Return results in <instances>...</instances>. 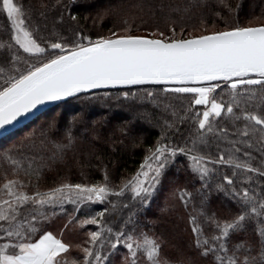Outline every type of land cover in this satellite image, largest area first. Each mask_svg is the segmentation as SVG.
<instances>
[{
    "label": "snow or ice",
    "instance_id": "6c2138e0",
    "mask_svg": "<svg viewBox=\"0 0 264 264\" xmlns=\"http://www.w3.org/2000/svg\"><path fill=\"white\" fill-rule=\"evenodd\" d=\"M0 13L6 14L10 22V42L0 41V48L15 46L28 57L22 59L14 54L9 70L0 67V128L13 124L46 101H59L101 88L166 85L170 87H165V92L190 94L191 106H204L202 113L195 112L191 116L195 134L190 146L188 142L184 146L166 142V133L162 131L139 170L124 180L119 190L110 186L105 172L104 182L100 184L61 183L46 192L36 190L29 194L26 191L28 185L19 179L18 173L38 174V170L33 169L31 162L24 169L22 162L10 154L11 149L0 153V159L13 166L12 177L5 174L0 183V264H104L108 259L107 255H102L105 240L113 250L121 244L127 249L126 264H138L141 256L146 259V264H170L160 258L161 244L155 238L146 233L135 235V229L128 232L121 228L113 232L111 227L103 225L104 211L82 220L70 218L65 224V228L73 223H78L80 228L86 225L98 228L88 231V239L75 246L82 258L71 260L68 256L73 245L65 242L63 230L59 235L54 234L43 228L42 222L48 219L43 211L45 206H62L68 202L76 205L78 210L80 204L87 201L102 203L109 195L120 197L125 191H130L133 199L138 197L142 204H146L160 183L166 165L178 153L188 157L192 171L205 181V187L208 186L205 178L216 171L209 165L230 168L231 175L221 173L223 183L216 187L233 199L239 208V213L231 221L220 222L214 214L208 217L218 233L211 238L204 237L197 218L190 216L196 237L195 247L205 257L214 256L216 264H250L247 256L241 260L237 255L244 245L237 244L230 250L227 239L230 232L241 229L246 220L262 223L259 218L264 217V190L257 192L249 183L253 179L250 174L264 176V160L261 167H254L250 152L244 151L241 156V148L236 146L252 148L254 143L259 144V150L264 154V23H250L249 26L236 23L225 30L211 32L204 28L200 35L188 38L183 31L176 38L175 28L167 38H164V32H153L150 36L154 38H149L133 35V29L126 27L124 35L113 31L108 36L92 39L78 33V39L72 45L49 41L42 46L39 42L42 38L38 39L35 31L26 24L22 5L14 0H0ZM225 92L229 96L227 102L222 99ZM147 94L152 95L150 91ZM123 95L127 98L129 92ZM242 100H256L257 103L241 106ZM217 118L229 120L232 130L217 127ZM183 119L185 117H181ZM48 127L55 128V122ZM66 139L67 144L55 145L58 152L62 153L72 144L71 129L67 131ZM213 139L226 141L231 146L219 152L217 159L200 151L201 146L208 147ZM239 177H243V181ZM186 195L190 194H180L185 205ZM128 223L131 218L125 225ZM105 233L109 235L105 236ZM259 234L264 238V227Z\"/></svg>",
    "mask_w": 264,
    "mask_h": 264
},
{
    "label": "trees",
    "instance_id": "16d2710c",
    "mask_svg": "<svg viewBox=\"0 0 264 264\" xmlns=\"http://www.w3.org/2000/svg\"><path fill=\"white\" fill-rule=\"evenodd\" d=\"M22 5L26 12V24L35 31L42 46L49 41L72 45L78 39V33L96 39L108 36L111 32H123L126 27L139 32H164L171 36L175 28L176 38L181 32L202 33L225 30L236 23L248 26L250 23H264V0H14ZM76 19L73 20L72 17ZM260 18V19H257ZM127 22V23H125ZM255 24V25H256ZM0 41L10 42V22L6 14L0 13ZM16 54L26 59L22 50L0 48V67L6 71L11 68L12 56ZM24 67L23 64L19 65ZM2 83V80H0ZM166 85H140L80 94L60 103L44 112L38 119L18 132L0 140V153L11 149V155L22 162L27 169L29 162L38 174L18 173L19 179L28 185L26 191L31 194L36 190L46 192L61 183L95 185L104 182L105 172L111 187L119 190L122 182L134 175L148 155L166 133V142L177 146L191 144L195 134V125L191 116L204 110V106H191L190 94L165 92ZM258 88V86H256ZM151 92L149 96L147 93ZM124 92H129L125 98ZM132 93H135L133 96ZM217 98L221 99L220 90ZM223 101L229 100L228 94L222 95ZM253 105V101H243ZM123 117V119L118 118ZM181 117L185 119L181 120ZM44 120L45 122H41ZM55 122L56 127L49 129ZM217 127L232 130V124L225 118H217ZM171 124L172 127L167 126ZM37 126V127H35ZM71 129L72 144L58 152L57 143L67 144V131ZM233 139L235 137H232ZM254 157V167H261L264 154L259 144L252 148L236 145ZM231 147L223 140L213 139L208 147L201 146V154L217 159L219 152ZM216 171L201 180L191 168V161L184 154L178 153L163 170L160 183L152 191L146 204L137 197L133 199L130 191L123 196L109 195L102 203L87 201L77 206L65 202L62 206H45L43 209L48 219L42 227L59 235L63 230L65 242L73 245L68 256L71 260L81 257L82 253L75 247L88 239V231L98 230L96 225L80 228L73 223L65 228L70 218L82 220L104 211L102 224L113 232L124 228L134 234L146 233L161 244L160 258L170 264H216L214 256L201 255L195 247V235L192 232L190 216H195L203 228L204 237L211 238L218 234L208 217L231 221L239 213L236 202L216 185L223 183L221 173L231 175L227 166L209 165ZM13 175V166L9 161L0 159V183L4 175ZM253 176L250 185L257 192L264 190V176ZM243 181V177L238 178ZM239 187V184L237 185ZM244 186H249L245 184ZM181 192H186L185 201ZM115 205V207H113ZM125 205H127L125 207ZM31 208V206H29ZM107 209V211H105ZM204 213L201 215V213ZM53 213H55L53 215ZM131 218V223L125 222ZM246 220L243 227L230 232L227 247L232 250L235 245L243 244L237 255L242 260L247 256L250 264H264V238L259 234L264 227V217ZM105 233V236H108ZM111 251L105 240L102 255ZM231 254V253H230ZM126 264V261L124 262Z\"/></svg>",
    "mask_w": 264,
    "mask_h": 264
},
{
    "label": "water",
    "instance_id": "95a60500",
    "mask_svg": "<svg viewBox=\"0 0 264 264\" xmlns=\"http://www.w3.org/2000/svg\"><path fill=\"white\" fill-rule=\"evenodd\" d=\"M148 85H154V84H148ZM128 87H132V86H128ZM117 88H125V87L93 89V90H90L88 92L79 93L77 95L89 94V93H94V92H99V91H108V90H113V89H117ZM77 95H75V96H77ZM75 96L67 97V98H65L63 100H59V101H46L43 104L37 105V107L34 108L31 112L26 113L25 115L19 117L17 121L13 122V124L7 125L4 128H0V140L7 137L8 135L18 131V130H20L21 128L27 126L34 119L41 116L47 110L55 107L56 105H58L60 103H64V102L70 100L71 98H73Z\"/></svg>",
    "mask_w": 264,
    "mask_h": 264
},
{
    "label": "rangeland",
    "instance_id": "374dc122",
    "mask_svg": "<svg viewBox=\"0 0 264 264\" xmlns=\"http://www.w3.org/2000/svg\"><path fill=\"white\" fill-rule=\"evenodd\" d=\"M256 23H251V25H255ZM250 24H248V26H249ZM218 31V30H216V29H212V30H210L209 32H211V31ZM118 34H120V35H124L125 33H123V32H117ZM153 33V32H152ZM150 34H151V32H139V33H135V34H133V35H138V36H146V37H150V38H154V37H151L150 36ZM192 35H200V33H189L188 35H186L185 36V38H188L189 36H192ZM164 38H167V37H164ZM167 87H170V86H167ZM40 117V116H39ZM39 117H37L36 119H38ZM118 118H121V119H123V117H118ZM36 119H34L33 121H35ZM32 121V122H33ZM31 122V123H32ZM42 122H45L44 120H41V122L40 123H42ZM30 123V124H31ZM29 125V124H28ZM27 125V126H28ZM26 127V126H25ZM35 127H37V126H35ZM24 128V127H23ZM21 130V129H20ZM19 131V130H18ZM18 131H16V132H18ZM15 133V132H14ZM11 135V134H10ZM9 136V135H8ZM126 256H128V251H127V249L126 248H124L123 247V245L121 244V245H118V247H117V249H115V250H113V249H111V251H109L108 253H107V257H108V259L107 260H105L104 261V264H125L124 262H125V257ZM138 264H146V259L143 257V256H141V257H139V259H138Z\"/></svg>",
    "mask_w": 264,
    "mask_h": 264
}]
</instances>
